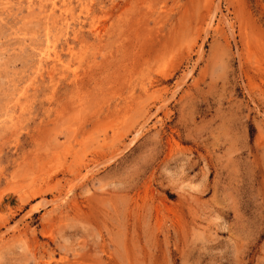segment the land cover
Segmentation results:
<instances>
[{
  "label": "rangeland",
  "instance_id": "374dc122",
  "mask_svg": "<svg viewBox=\"0 0 264 264\" xmlns=\"http://www.w3.org/2000/svg\"><path fill=\"white\" fill-rule=\"evenodd\" d=\"M0 264H264V0H0Z\"/></svg>",
  "mask_w": 264,
  "mask_h": 264
}]
</instances>
